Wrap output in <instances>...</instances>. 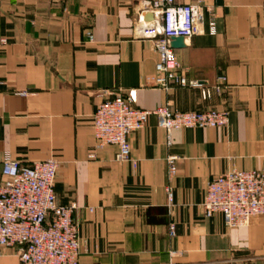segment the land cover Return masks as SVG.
Segmentation results:
<instances>
[{"label": "crops", "instance_id": "crops-1", "mask_svg": "<svg viewBox=\"0 0 264 264\" xmlns=\"http://www.w3.org/2000/svg\"><path fill=\"white\" fill-rule=\"evenodd\" d=\"M141 1L0 0V180L3 157L58 161L55 198L76 204L78 264H264V215L230 228L201 207L211 177L264 170V0H176L203 7L202 31L172 49L188 78L219 87L207 99L153 85ZM129 90L136 108L225 109L228 123L168 135L150 115L117 161L114 145L94 147L92 114L105 93ZM16 250L0 264H18Z\"/></svg>", "mask_w": 264, "mask_h": 264}, {"label": "built area", "instance_id": "built-area-1", "mask_svg": "<svg viewBox=\"0 0 264 264\" xmlns=\"http://www.w3.org/2000/svg\"><path fill=\"white\" fill-rule=\"evenodd\" d=\"M150 20H145V14ZM203 7L198 1L143 0L136 10L139 35L151 41L156 52L153 85L198 89L203 99L218 90L217 85L188 78L177 60L170 41L174 37L190 39L202 31ZM4 40L1 39V42ZM220 80L224 76L219 77ZM135 93H105L92 114L94 147L114 145V159L129 160L128 135L144 127L155 115L158 124L169 133L183 128L226 126L225 109L180 111L161 105L151 110L133 106ZM90 157L93 154H89ZM167 177L176 173L175 158H166ZM58 161L52 157L22 164L9 157L1 160L0 180V253L17 248L18 264H78L80 239L72 213L74 202L60 204L54 192ZM171 202L170 188L166 187ZM201 207L204 216L220 213L227 227H240L253 216L264 215V170H236L211 177L205 187ZM88 210H91L90 208ZM169 235L174 223L168 224Z\"/></svg>", "mask_w": 264, "mask_h": 264}, {"label": "water", "instance_id": "water-1", "mask_svg": "<svg viewBox=\"0 0 264 264\" xmlns=\"http://www.w3.org/2000/svg\"><path fill=\"white\" fill-rule=\"evenodd\" d=\"M183 40L182 37H174L170 41V46L171 47H177L181 44V41Z\"/></svg>", "mask_w": 264, "mask_h": 264}]
</instances>
